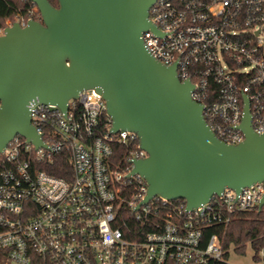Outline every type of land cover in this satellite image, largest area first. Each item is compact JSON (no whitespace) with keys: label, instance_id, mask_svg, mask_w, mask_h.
Returning <instances> with one entry per match:
<instances>
[{"label":"built area","instance_id":"obj_1","mask_svg":"<svg viewBox=\"0 0 264 264\" xmlns=\"http://www.w3.org/2000/svg\"><path fill=\"white\" fill-rule=\"evenodd\" d=\"M29 20L16 22L24 27ZM150 21L159 34L144 32L145 47L163 65L176 64L181 81L192 82V97L220 140L244 142L245 97L253 130L264 132V0H156ZM29 109L46 147L36 149L18 135L0 153L5 261L230 264L231 248L225 250L218 234L205 239L204 232L258 208L264 182L239 193L225 189L217 201L192 210L185 200L160 196L143 203L147 182L132 171L148 154L135 133L112 132L106 101L95 89L69 100L67 111L38 100ZM63 158L69 164L64 177L40 169ZM263 257L255 261L264 263Z\"/></svg>","mask_w":264,"mask_h":264},{"label":"water","instance_id":"obj_2","mask_svg":"<svg viewBox=\"0 0 264 264\" xmlns=\"http://www.w3.org/2000/svg\"><path fill=\"white\" fill-rule=\"evenodd\" d=\"M29 1L41 20L14 22L0 34V153L18 135L46 147L31 121L32 101L67 111L69 100L95 89L112 132L135 133L148 154L132 171L147 182L143 203L183 199L192 210L225 189L239 193L264 182V132L252 128L247 97L239 126L245 140L226 144L193 99L192 82L145 47L144 32L159 34L150 21L156 0Z\"/></svg>","mask_w":264,"mask_h":264},{"label":"trees","instance_id":"obj_3","mask_svg":"<svg viewBox=\"0 0 264 264\" xmlns=\"http://www.w3.org/2000/svg\"><path fill=\"white\" fill-rule=\"evenodd\" d=\"M49 1L53 6L58 7L57 0ZM18 18L41 20L36 5L29 0H0V30L7 27L8 21L14 23ZM122 150L125 153L129 151L128 148L123 147ZM40 169L54 176L64 177L69 170V164L63 158L55 160L51 167L42 165ZM214 200L217 201V198H214ZM174 202H184V200ZM212 234H218L221 237L226 251L233 247L234 251L242 253L247 244L250 243L255 252L254 259L259 260V253L264 249V207L234 213L227 224L222 222L207 228L204 232L205 239L210 238Z\"/></svg>","mask_w":264,"mask_h":264},{"label":"rangeland","instance_id":"obj_4","mask_svg":"<svg viewBox=\"0 0 264 264\" xmlns=\"http://www.w3.org/2000/svg\"><path fill=\"white\" fill-rule=\"evenodd\" d=\"M254 250L251 247V244L248 243L244 249V252H236L233 247L231 248L228 262L230 264H264L263 260L255 261L254 259ZM264 254V249L260 251L259 258L262 259ZM0 264H13L11 262L5 261L0 255Z\"/></svg>","mask_w":264,"mask_h":264}]
</instances>
